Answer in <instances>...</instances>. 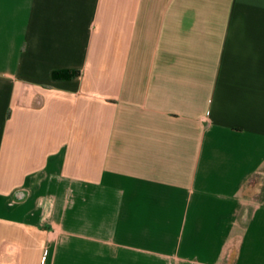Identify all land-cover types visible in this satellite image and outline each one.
<instances>
[{
    "label": "crops",
    "instance_id": "obj_1",
    "mask_svg": "<svg viewBox=\"0 0 264 264\" xmlns=\"http://www.w3.org/2000/svg\"><path fill=\"white\" fill-rule=\"evenodd\" d=\"M0 264H264V0H0Z\"/></svg>",
    "mask_w": 264,
    "mask_h": 264
},
{
    "label": "trees",
    "instance_id": "obj_2",
    "mask_svg": "<svg viewBox=\"0 0 264 264\" xmlns=\"http://www.w3.org/2000/svg\"><path fill=\"white\" fill-rule=\"evenodd\" d=\"M78 74V70L74 69H59L52 72L54 79H70Z\"/></svg>",
    "mask_w": 264,
    "mask_h": 264
},
{
    "label": "built area",
    "instance_id": "obj_3",
    "mask_svg": "<svg viewBox=\"0 0 264 264\" xmlns=\"http://www.w3.org/2000/svg\"><path fill=\"white\" fill-rule=\"evenodd\" d=\"M47 254V250L45 251V255Z\"/></svg>",
    "mask_w": 264,
    "mask_h": 264
}]
</instances>
